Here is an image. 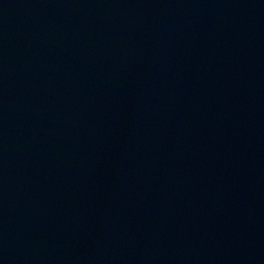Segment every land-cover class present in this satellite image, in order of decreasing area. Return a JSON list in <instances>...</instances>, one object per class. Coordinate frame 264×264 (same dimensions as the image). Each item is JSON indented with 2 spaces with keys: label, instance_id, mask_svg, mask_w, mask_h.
Returning <instances> with one entry per match:
<instances>
[{
  "label": "water",
  "instance_id": "95a60500",
  "mask_svg": "<svg viewBox=\"0 0 264 264\" xmlns=\"http://www.w3.org/2000/svg\"><path fill=\"white\" fill-rule=\"evenodd\" d=\"M0 264H264V0H0Z\"/></svg>",
  "mask_w": 264,
  "mask_h": 264
}]
</instances>
